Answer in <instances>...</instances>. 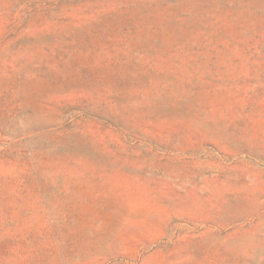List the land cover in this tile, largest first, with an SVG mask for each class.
<instances>
[{
  "label": "rangeland",
  "instance_id": "374dc122",
  "mask_svg": "<svg viewBox=\"0 0 264 264\" xmlns=\"http://www.w3.org/2000/svg\"><path fill=\"white\" fill-rule=\"evenodd\" d=\"M0 264H264V0H0Z\"/></svg>",
  "mask_w": 264,
  "mask_h": 264
}]
</instances>
